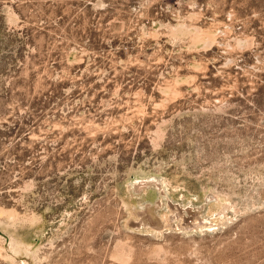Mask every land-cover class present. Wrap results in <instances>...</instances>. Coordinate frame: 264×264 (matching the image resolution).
<instances>
[{"label":"rangeland","instance_id":"obj_1","mask_svg":"<svg viewBox=\"0 0 264 264\" xmlns=\"http://www.w3.org/2000/svg\"><path fill=\"white\" fill-rule=\"evenodd\" d=\"M0 264H264V0H0Z\"/></svg>","mask_w":264,"mask_h":264},{"label":"bare ground","instance_id":"obj_2","mask_svg":"<svg viewBox=\"0 0 264 264\" xmlns=\"http://www.w3.org/2000/svg\"><path fill=\"white\" fill-rule=\"evenodd\" d=\"M149 182H152V183H156V182H158L157 180H155L154 178H149L148 177V179H142V180H138L137 182H136V185H135V189L136 190H139V189H141V187H145V186H147V185H149ZM159 183V182H158ZM156 185V184H155ZM160 186H158V188H159ZM145 209H147V211L148 212H151V211H153V205H147V207L145 208ZM144 210V209H143ZM154 212V211H153ZM14 242H12V247L13 248H18V246L19 245H17V243H15V246H14V244H13ZM21 247L22 248H27L26 246H23L22 244H21ZM13 251H14V249H13Z\"/></svg>","mask_w":264,"mask_h":264}]
</instances>
